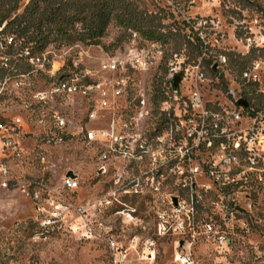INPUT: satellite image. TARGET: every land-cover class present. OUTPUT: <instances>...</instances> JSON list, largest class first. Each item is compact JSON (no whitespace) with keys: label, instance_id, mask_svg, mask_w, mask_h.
Returning a JSON list of instances; mask_svg holds the SVG:
<instances>
[{"label":"built area","instance_id":"built-area-1","mask_svg":"<svg viewBox=\"0 0 264 264\" xmlns=\"http://www.w3.org/2000/svg\"><path fill=\"white\" fill-rule=\"evenodd\" d=\"M213 25L206 18L188 23L197 61L184 65L174 55L163 84L149 95L144 89L133 95L131 72L146 66L143 57H106L97 80L77 57L54 69L53 48L34 54L0 28V99L14 98L28 116L0 117V188L16 182L34 203L33 241L70 234L102 243L108 264H155L160 242L172 239L173 263L195 264L194 244L220 255L247 229L255 197L264 194V112L247 100L246 108L238 105L245 95L233 86L225 103L204 99L205 69L227 63L205 41L203 31ZM39 75L48 78L43 89L34 86ZM240 78L253 84L258 73L246 69ZM75 98L86 104L79 122L48 108L54 99ZM32 127L46 145L75 139L91 153L96 177L104 179L99 191L81 199L74 172L58 185L43 177L14 180L9 163L23 157L19 138Z\"/></svg>","mask_w":264,"mask_h":264},{"label":"rangeland","instance_id":"rangeland-1","mask_svg":"<svg viewBox=\"0 0 264 264\" xmlns=\"http://www.w3.org/2000/svg\"><path fill=\"white\" fill-rule=\"evenodd\" d=\"M141 11L156 19V26L168 35V40H158L159 44L145 41L137 34L129 36L113 22L106 30L101 46L76 44L53 48L51 60L54 69L64 59L67 65L77 57L82 68L91 71L93 79H101L99 65L106 57L115 55L146 61L141 68L131 72L134 86L133 95L144 89L147 95L160 88L168 65L177 55L184 65L197 61L199 44L193 30L187 25L200 18L212 20L214 25L203 31L211 55L223 54L226 65L215 72L206 68L208 84L202 87V94L209 105L226 102V92L233 86L239 93L250 99L253 109L264 112V0H134ZM28 0L20 3L23 9ZM9 32V31H8ZM72 48L65 54V49ZM144 51V53H142ZM256 69L258 80L253 84L241 80L246 69ZM47 77H34L35 89L47 86ZM44 85V86H43ZM24 96V95H23ZM0 117L20 114L27 120L18 101L9 98L1 101ZM249 102V103H250ZM85 102L79 98L54 99L50 109L65 114L74 122L84 115ZM29 122V120H28ZM23 157L10 162L9 168L14 180L45 178L53 185L61 182L68 171L79 178L81 199L91 198L103 184V177H96L95 161L82 149L77 140L66 146L46 145L37 130L29 128V133L19 138ZM255 206L248 219L247 229L238 233L230 242L227 251L217 254L213 247L202 242L193 245L195 264H264V194L255 197ZM37 212L34 203L26 196L22 186L12 182L8 189L0 188V264H108L105 247L97 241L79 240L70 234L54 235L46 240L31 239ZM175 245L172 239L159 244V254L155 264H174Z\"/></svg>","mask_w":264,"mask_h":264},{"label":"trees","instance_id":"trees-1","mask_svg":"<svg viewBox=\"0 0 264 264\" xmlns=\"http://www.w3.org/2000/svg\"><path fill=\"white\" fill-rule=\"evenodd\" d=\"M22 1L0 0V28L34 54L50 45L81 44L106 50L101 40L112 22L129 36L137 34L149 42L168 40L155 17L141 11L134 0H28L19 12Z\"/></svg>","mask_w":264,"mask_h":264},{"label":"water","instance_id":"water-1","mask_svg":"<svg viewBox=\"0 0 264 264\" xmlns=\"http://www.w3.org/2000/svg\"><path fill=\"white\" fill-rule=\"evenodd\" d=\"M216 69H217V66L214 65V66L212 67V71L215 72ZM180 81H181V78L178 77V76H175V77L173 78V87H174L175 89L178 87V83H179ZM237 104L240 105V106H242V107H244V108H246V107L248 106V102H247L246 100H243V99L238 100V101H237ZM66 176H67V177H74V174H73L71 171H68L67 174H66ZM180 245H182V242L180 243Z\"/></svg>","mask_w":264,"mask_h":264}]
</instances>
